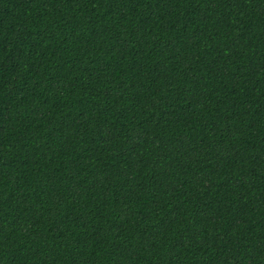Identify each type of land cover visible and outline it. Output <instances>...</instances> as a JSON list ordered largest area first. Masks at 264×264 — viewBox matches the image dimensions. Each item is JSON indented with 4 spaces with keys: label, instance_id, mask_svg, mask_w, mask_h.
Instances as JSON below:
<instances>
[{
    "label": "trees",
    "instance_id": "1",
    "mask_svg": "<svg viewBox=\"0 0 264 264\" xmlns=\"http://www.w3.org/2000/svg\"><path fill=\"white\" fill-rule=\"evenodd\" d=\"M0 264H264V0H0Z\"/></svg>",
    "mask_w": 264,
    "mask_h": 264
}]
</instances>
